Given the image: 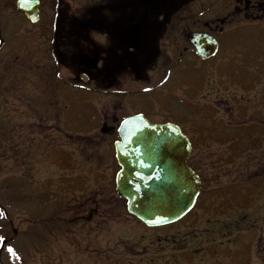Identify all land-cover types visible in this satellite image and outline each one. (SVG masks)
<instances>
[{"label": "rangeland", "instance_id": "obj_1", "mask_svg": "<svg viewBox=\"0 0 264 264\" xmlns=\"http://www.w3.org/2000/svg\"><path fill=\"white\" fill-rule=\"evenodd\" d=\"M41 1L44 16L31 25L17 10V0H0L1 37L8 43L0 53L1 102L8 97L20 101L17 129L1 132L0 247L6 240L5 245L22 255L21 264H264V135L257 140L256 130L246 132L243 140L235 129L264 121L258 102L252 103L253 94H264V21L237 15L218 38L222 45L215 57L203 61L190 52L185 59L181 87L172 92L182 95L189 80L201 84L192 103L199 107L195 100H204L209 107L205 120L217 122L208 130L195 124L190 131L195 140L190 164L203 190L195 208L178 223L149 228L131 219L115 198L119 167L114 150L119 139L109 127L116 125L115 115L142 110L150 123L177 124L192 110L176 95L164 106L140 91L147 78L152 84L163 76L161 69L154 73L161 65L155 38L149 37L148 60L141 59L147 66L135 63L138 72H116L112 64L121 55V33L142 16L146 20V15L156 14L165 15L154 17L151 29H166L168 14L180 1L189 3L192 13L220 9L227 15L234 0H166L160 9L146 0L143 5L140 0ZM53 50H58L56 62ZM93 50L100 53L99 63L84 65L83 59L94 58ZM254 78L263 86L255 93ZM107 89L140 91L144 108L138 105L122 113L126 101L112 103L103 97ZM44 95L54 107L47 116H35L42 110L37 100ZM234 95L251 102L249 117L230 112ZM26 96L32 102L30 119ZM63 114L69 118L63 120ZM220 121L231 126V137L219 134ZM104 122L107 130L101 133ZM78 210L82 221L67 227L65 221H72Z\"/></svg>", "mask_w": 264, "mask_h": 264}, {"label": "flooded vegetation", "instance_id": "obj_2", "mask_svg": "<svg viewBox=\"0 0 264 264\" xmlns=\"http://www.w3.org/2000/svg\"><path fill=\"white\" fill-rule=\"evenodd\" d=\"M146 1L150 6L157 5V7L160 9L162 7L160 4L164 3L166 0H146ZM143 2L144 0H140L139 4L143 5L144 4ZM180 2L182 3H178L176 5V9L175 7H173L172 11L170 12L171 14H168L170 16V17L168 16L169 26H167L166 29H163V30H154V29L152 30L151 29L154 26L153 22H157L156 18L154 17H157L159 19L165 15V14L164 15L162 14L163 16H161L159 14H156L153 18L151 16L149 17V15H146V20H143V16H142V19L137 20L135 23H133L130 29H127L125 32H122L121 34H123V36L122 38H120L121 42H119V47L122 49L120 53L121 55L120 57L118 56L119 60L117 59L112 64L115 67L116 72L118 74L127 72L128 69H130L131 71L133 70L134 72H138L137 70L139 69L137 67L141 63H144L143 65L147 66V61L144 62L142 60H145L148 58L147 57L148 49H149L148 44H150L151 42V38L149 37L155 38L156 40L152 39V41L155 40V43H157L158 55H159L158 57L160 58L159 63H161V65L159 64V66L154 68L155 69L154 73L158 72L157 74H160V72L162 71L161 75L163 74V76H161L159 80L155 81V83H152V84H150L149 79L147 78L145 81H143V83L147 86L140 87L141 92L143 93L145 92L147 95L150 96L151 98L150 100L152 101L153 104L154 102L163 101L164 103H166V105L164 106H168L169 99L177 96L176 93L172 91L175 88L181 87V80H182L181 76L184 74L183 68L184 66H186L185 61H188L185 59L186 58L188 59L190 52H194L196 54V48L193 45L192 41L190 40V36L192 34L209 35L215 38L218 42L219 50H220L222 41H219L218 38L220 37L221 34L225 35L228 32V30L226 29L227 25L230 26L234 24L235 21L238 20V19H235L237 15H241L244 13V17H246L244 20L246 21H264V0H234L233 6L231 8L232 11L230 14H227V15H225L224 12H222V10L220 9H214L213 12H208V9L207 10L203 9V10H200L199 12L192 13V12H189L188 10V7L190 8L189 3L184 2V1H180ZM41 7H42V2H41ZM177 9L178 11L179 10L180 11L177 12ZM249 11H251V14H249ZM19 12L24 15L23 12L21 11ZM43 16H44V13L42 12V8H40L39 22L42 20ZM130 17L131 15L127 17L126 21L127 20L129 21ZM26 20L31 25H36L39 23L38 22L36 24H33L27 17H26ZM54 32H55V35L57 33H60L59 30L58 31L54 30ZM60 34H62L63 36L64 32L62 31ZM1 39L2 38L0 37V41ZM53 42L54 43L56 42L55 38L49 40V43L47 46L49 50H51L50 45H52ZM6 44L8 43L4 39V46L2 47V49H0V53L4 51ZM141 45L143 49L140 50L139 48L141 47ZM170 48H172L174 55H170L169 51H167ZM219 50H218V53H219ZM57 53H58V50L52 51L51 56L53 57L54 55L53 57L54 62H56V58L58 59L59 57V54L57 56ZM136 54H139L140 58L137 59ZM7 55H9V52L7 53ZM91 56H93L94 58L83 59L84 65L92 67L93 63L94 64L99 63L101 57H100V53L98 50H93ZM196 57L197 59H201L197 54H196ZM109 59H110V56H109ZM203 61H206V60H203ZM135 63H139V65H137L136 67ZM96 67L90 68V70H94L96 69ZM156 69H157V72H156ZM154 73L152 75H156ZM26 75L27 77L30 76L28 75V72H26L24 76ZM240 76H243V75L240 74ZM240 76H238V78H240ZM27 77H24V81H26ZM57 77L58 76H55V78ZM177 78H179L180 80L178 81ZM58 79H62V78L59 77L56 80ZM243 80L248 81V77L244 78ZM252 82L254 83V86H255L254 93L263 88L261 84L257 83V80L255 81V78H254V81ZM199 87H202V85L198 84L197 82L189 80V82H186L185 86L183 87L182 95H179L176 97L180 99L182 98L181 100L185 101L190 106L192 113H189L187 115L182 114L181 115L182 118H180V123H177V124L170 123V122L164 123V124L170 123V124L178 125L181 128L182 132L188 136L192 146L195 145V140L193 139V135L191 134L193 132V125L194 126L195 124L198 126L200 125V126H203L205 130H208L210 124L217 123L216 121L213 122L211 120L210 121L205 120L206 115L208 114L209 107H206V103L204 100L201 101L200 99L197 98L195 102L199 103V107H196V105H193L194 103L193 95H195L197 91H200L201 88L198 89ZM30 88H31V84H30ZM126 90L107 89L106 91H104V93H106L107 95L103 97H110L111 99H113L112 103H114L115 102L114 100L116 99H119V98L124 99V101H126L127 104L124 107V111H122V113L127 112L131 107L134 108L135 106H138V105H141L144 108L143 101L139 99L140 91L136 92V90L135 91H128V90L126 91ZM237 92H238V87H237ZM251 93L252 92H249L248 94H251ZM235 96L236 95H234V100H233L234 106L231 108L230 112L234 113L235 115H239V116L242 115L245 117L247 112L249 111L248 106L251 102H247L248 99H244L242 97H235ZM2 97L4 98V94ZM17 99L18 98H15L12 100L11 97H8L7 100L4 99L3 102H1L2 98L0 96V140H1L2 131L3 132L5 131L6 133H8L9 131L13 129H17L18 127L16 125L15 115L17 114L16 110L18 108V105L20 104V101ZM253 99L254 101L255 100L256 101L255 102L252 101V103L255 104L256 102H258V104L256 103L257 109H259V111H261L264 114V94L262 95L259 94L258 96L253 94ZM37 101L41 102L42 110H36L34 112V115L36 116L37 112H40L44 114L43 116H47L46 113L48 109H52L54 107V103L52 102V100H49L48 96L46 97V95H44L42 99L37 100ZM23 103H25L26 114L28 113V118L30 119L32 117L31 99L27 97V99H23ZM34 105H36V101ZM166 108L168 109V107ZM198 111L201 112L200 114L201 116L195 115V114L198 115ZM12 112H13V115H11ZM55 112H57V115H55L56 117L55 121H56V125H58L60 121V115L57 109H55ZM143 112L144 110L139 111V112H134V115L142 114ZM169 112L170 110H168V113ZM226 113H229V112L226 111ZM251 113H248L246 117H249ZM131 115L132 114H128L126 116H124L123 114L115 115L114 123H116V125L110 126L109 128L112 129L113 133H116L120 125V122L118 120L124 119ZM64 118L68 119L69 117L67 118L66 114H63V120ZM219 126H223L222 127L223 130L219 131V134L222 137L224 138L225 137L228 138V136L231 137L228 131V129L231 128L230 125L225 126L224 122L220 121ZM248 128L251 131H246L248 130ZM236 129H237L236 132L242 134L243 140H244V137L246 136V132H251V134H255L253 132H255L256 130L257 135H258L257 140H259L264 135V121L260 120L259 123H256V124L250 123L247 125V127H244L243 129L242 127H236ZM105 131L106 130H104V132ZM0 144H1V141H0ZM191 166L196 171V168L193 165Z\"/></svg>", "mask_w": 264, "mask_h": 264}, {"label": "water", "instance_id": "obj_3", "mask_svg": "<svg viewBox=\"0 0 264 264\" xmlns=\"http://www.w3.org/2000/svg\"><path fill=\"white\" fill-rule=\"evenodd\" d=\"M39 0H17V7L32 23L39 20ZM190 40L202 59L218 51L209 35L192 34ZM4 41L0 42V49ZM115 157L120 167L115 179L119 195L130 215L147 227L174 224L195 207L201 180L189 164L192 145L173 124L156 125L144 116L125 119L118 130ZM6 241H3L5 243Z\"/></svg>", "mask_w": 264, "mask_h": 264}, {"label": "trees", "instance_id": "obj_4", "mask_svg": "<svg viewBox=\"0 0 264 264\" xmlns=\"http://www.w3.org/2000/svg\"><path fill=\"white\" fill-rule=\"evenodd\" d=\"M0 149L1 150L3 149L2 145H0ZM114 192H115V198L117 199V201H120L122 203V205L126 208V201L119 196V194L117 193V191L115 189V185H114ZM76 212H78V213H76V215L73 217L72 221H71V219L65 221V225L67 227L74 226L76 223H80V221H82L81 212H79V210L76 211ZM128 216L131 219H134L129 214H128ZM10 236H11V233L8 234V237H10ZM2 246H3V251H2L1 257H0V264H21L22 263V259H21L22 255L18 251H15L14 248H12L13 251H14V255H12L7 250L9 248V244H7V245H2L1 244V247Z\"/></svg>", "mask_w": 264, "mask_h": 264}, {"label": "snow or ice", "instance_id": "obj_5", "mask_svg": "<svg viewBox=\"0 0 264 264\" xmlns=\"http://www.w3.org/2000/svg\"><path fill=\"white\" fill-rule=\"evenodd\" d=\"M3 215V213L2 212H0V216H2ZM3 238L2 237H0V240H2ZM8 250V252L10 253V254H13L14 255V253H13V249L12 248H8L7 249Z\"/></svg>", "mask_w": 264, "mask_h": 264}, {"label": "bare ground", "instance_id": "obj_6", "mask_svg": "<svg viewBox=\"0 0 264 264\" xmlns=\"http://www.w3.org/2000/svg\"><path fill=\"white\" fill-rule=\"evenodd\" d=\"M0 29H1V27H0ZM0 37H1V31H0ZM2 38V37H1ZM2 40V39H1ZM203 190V189H202Z\"/></svg>", "mask_w": 264, "mask_h": 264}]
</instances>
